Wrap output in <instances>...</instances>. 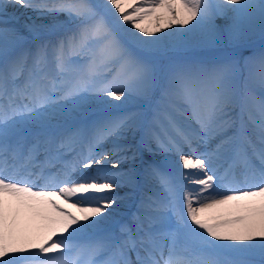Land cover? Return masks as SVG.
<instances>
[{
	"label": "snow or ice",
	"instance_id": "snow-or-ice-1",
	"mask_svg": "<svg viewBox=\"0 0 264 264\" xmlns=\"http://www.w3.org/2000/svg\"><path fill=\"white\" fill-rule=\"evenodd\" d=\"M16 6L36 13L25 25L33 36L55 28L36 23L44 17L63 15L76 29L17 53L27 38L9 25ZM218 16L231 21L226 37ZM152 17L150 30L143 22ZM257 23L264 35V0H0V264H264V94L250 87L264 92V51L244 58L243 81L234 57L173 61L163 82L154 61L190 46L240 45ZM157 89L147 123L139 111L110 110L61 128L69 108L150 102ZM141 128L148 151L178 155L179 178L167 163L121 169L142 159L121 143ZM74 146L83 150L66 159ZM141 175L159 191L141 196L117 235L116 190H135ZM33 226L45 235L19 244Z\"/></svg>",
	"mask_w": 264,
	"mask_h": 264
},
{
	"label": "bare ground",
	"instance_id": "bare-ground-1",
	"mask_svg": "<svg viewBox=\"0 0 264 264\" xmlns=\"http://www.w3.org/2000/svg\"><path fill=\"white\" fill-rule=\"evenodd\" d=\"M99 1L102 2L103 0H99ZM8 9H10V11H11L9 16L12 15L11 16L12 18L10 19L11 21L9 22V25H15L14 24V22L16 20L15 17L20 16L21 13H23L28 18L29 17L34 18L35 15H36V13H34L31 9H26V8H23V7H20V6H16L15 8L9 7ZM164 14H167V13H164ZM48 19H44L40 23H43L45 25H48V24L51 23V21H49ZM36 23L40 24L39 22H36ZM215 23L218 25V27L220 28V30L224 33V35L226 37L227 36V27L231 23V21L227 17H225V16H218L216 18V20H215ZM17 26L18 27H16V28L23 34L25 32V30H23V28H26L25 25H23L22 27L19 26V25H17ZM28 35H29V33H25L24 36L26 37ZM262 39H264V35L261 34V32L259 30V25L257 24L255 30L252 33H250L249 36L247 37V39L244 42H242L238 47L251 48L259 40H262ZM205 47H207V46H204L201 49H204ZM195 48H196V46H190V47H187V48L180 49V51H188L189 52V51H191V50H193ZM153 106H155V103L153 104ZM143 136H144V131L143 130H142V132L140 131L139 133L129 134V138H135L137 141H140V144L139 145L142 146L141 148H139V146L136 143L134 144L133 141L130 142V144H132V146H133V150L137 151L138 156L140 155L139 154V150L140 149L143 148L146 151H148L144 147V145L142 143ZM213 143H215V141H213ZM109 146L110 145H107L108 148L111 147V146L110 147ZM203 146L204 145H201L200 148H204L205 147V146L204 147ZM153 147H154V149H156V146L155 145H152V149H153ZM82 150H83V146H80L79 151H82ZM187 151H188V149H187V147H185L184 148V152L186 153ZM163 153H165V152H163ZM143 155H144V153H143ZM169 156H170L169 157V161L174 166V170L177 172V175H178V178H179V171L180 170H179V168L177 166L179 157H178L177 154H174V153H171V155H169ZM71 158H72L71 156H68L67 157V159H71ZM112 159L115 160L116 158H112ZM141 162H142L141 159H137V161L135 162V164L125 163L123 166H120V167H121V169H126L128 167H136L137 168L138 166H141ZM188 171L190 173H193L196 170L193 169V170H188ZM140 183H142V185L138 186L135 190L130 189L129 187H126V186L123 187V188H118L116 190V194L120 197V200L117 201V205H114L115 216L113 217V220L111 222V229H112V231H113V228H117L121 223H127V221H128V223L131 222V219L130 218L132 217V214L134 212H136L137 205L139 204V200H140L141 196L145 192L149 191V189H148L149 185H156L154 182L151 183V184H149V185H145L143 183L142 176H141V182ZM125 188H128L129 191H128V189H125ZM121 191H127V192H125V193L122 192L121 193ZM6 199H8V198H6ZM129 200H133L132 201L133 205L128 204V202H126V201H129ZM128 206L131 207V208H128ZM121 207H124L125 210H129V211H125L124 213H121V214L118 215V213L121 210ZM39 233H40L39 232V227L33 226L30 230H28L26 232L18 233V236L21 237L22 240H26V239H27V241L36 240L34 242H39L40 239L44 236V235H41L42 232L40 234ZM132 256H135V253H132Z\"/></svg>",
	"mask_w": 264,
	"mask_h": 264
},
{
	"label": "rangeland",
	"instance_id": "rangeland-1",
	"mask_svg": "<svg viewBox=\"0 0 264 264\" xmlns=\"http://www.w3.org/2000/svg\"><path fill=\"white\" fill-rule=\"evenodd\" d=\"M90 2L91 3H93V4H102V3H104V0L102 1V2H100L99 0H90ZM11 9V8H10ZM10 9H7V11H8V13H9V15H10ZM158 15H160V16H162V17H164L165 19H167V17H168V15L169 14H164V12H161V13H159ZM12 16V15H11ZM11 16H9L8 17V19H9V22L11 21L10 19L12 18ZM108 16H110V18L114 21V23L116 24V21L113 19V17L111 16V15H108ZM16 18V20H15V22H14V24L15 25H10V26H14L15 28L16 27H18L17 25H19V26H23V25H26V24H29V23H31V20H29V18L27 17V16H25L23 13H21L20 14V16H17V17H15ZM32 18V17H31ZM36 18V15H35V17L33 18V19H35ZM49 18V19H48ZM44 17V18H40V19H36V22H42L44 19H48L49 21H51V23H53V21L55 20V22H56V26H55V28H53V29H57V28H59V26L60 25H67V24H71V23H68L67 22V18L65 17V16H63V15H61V16H59V17H55V18H53V17ZM25 23V24H24ZM50 23V24H51ZM144 23V26H147V27H149L150 28V30L151 29H154L155 27H156V21H155V17H152V18H150V19H148V20H146V21H144L143 22ZM258 24V23H257ZM52 29V30H53ZM23 30H25V32L23 33V35H25V33H29L28 32V30H27V28H23ZM50 31V30H49ZM48 32V31H47ZM43 33V32H42ZM29 34H31V33H29ZM218 46H222V47H226V48H229V46H231V44L230 43H227V41H225L224 43H221L220 45H217V46H215V47H205L204 49H201L202 47H204V46H196V48L195 49H193V50H197V51H199V50H202L201 52H203V51H206L207 49H217L218 48ZM178 50H180V49H178ZM173 50H170V51H168V53H170V52H172ZM174 51H177V50H174ZM261 51H264V49H259V50H251V51H248V49H244V50H240V51H238L235 55H232V57H234V58H236V59H238L239 61H240V63H241V67H242V76H241V80L243 81V79H244V77L247 75V69H244L243 68V61H244V58H247V57H250V56H253V55H258ZM167 53V54H168ZM177 57H179V56H177ZM177 57H173V56H169V58H167V60H163V61H160V62H158V63H156V65H157V69H158V76L160 77V80L162 79V77L163 76H165V74H166V72H167V69H168V65L171 63V62H173V61H184V62H188V63H196V62H193V61H189V60H187V59H179V58H177ZM250 87H252L253 89H255V90H257V91H262L261 90V88L259 87V84L258 83H253V84H251L250 85ZM157 93H159V89H157L156 91H155V93H154V95H153V98H152V100L150 101V102H148V104L147 105H144L145 103H147V102H145L144 104H142L141 102H142V100H139V99H137V98H135V97H132V98H130L129 100H127V101H125V102H129V101H136L137 103L136 104H138V105H144L143 107H145L146 109H138V111L139 112H141V113H143V117H144V120H145V123H147L148 121H150L151 120V118L152 117H150V114L149 113H151L152 111H150V103H152L153 102V100L156 98V96H157ZM124 102V103H125ZM88 108H98V106H95V105H93V106H90V107H88ZM87 108V109H88ZM70 109V108H69ZM71 110V109H70ZM69 110V111H70ZM153 115V114H152ZM151 115V116H152ZM142 130H143V128L140 130L141 132H142ZM139 131V132H140ZM139 132H137V133H139ZM128 141H136V143H137V145L139 146V148H141L142 146H140L139 145V142L140 141H137L135 138H127V140L126 141H121V143H123V142H128ZM154 148V147H153ZM139 152H142V153H144V154H146L147 155V157L148 156H155V155H160L161 156V158L163 159V160H169V155L170 154H168V153H163V152H160V153H158L157 154V152H154L153 150L152 151H146L145 149H140L139 150ZM125 163H123V164H121V166H123ZM139 171H142V168L141 167H139ZM132 201L133 200H129V201H126V202H128V204H132ZM123 208L124 207H121V210H120V212L118 213V215L119 214H121V213H123ZM114 216H115V213H114ZM39 232L41 233V235H45V230L44 229H42V228H39ZM39 233V234H40ZM19 237V236H18ZM34 241H36V240H31V241H27V239L26 240H22L21 239V237H19V239H18V243L19 244H21V245H27V244H30V243H35ZM252 259H254V260H256L257 261V264H259V261H260V257L259 256H256V257H252Z\"/></svg>",
	"mask_w": 264,
	"mask_h": 264
}]
</instances>
